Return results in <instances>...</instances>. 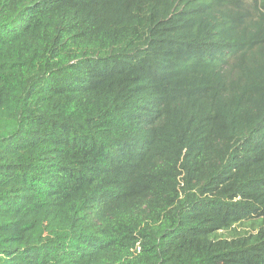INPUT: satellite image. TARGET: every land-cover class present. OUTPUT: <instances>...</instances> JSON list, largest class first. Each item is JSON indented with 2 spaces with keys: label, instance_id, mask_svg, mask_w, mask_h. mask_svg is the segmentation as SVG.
I'll return each mask as SVG.
<instances>
[{
  "label": "trees",
  "instance_id": "trees-1",
  "mask_svg": "<svg viewBox=\"0 0 264 264\" xmlns=\"http://www.w3.org/2000/svg\"><path fill=\"white\" fill-rule=\"evenodd\" d=\"M0 264H264V0H0Z\"/></svg>",
  "mask_w": 264,
  "mask_h": 264
}]
</instances>
